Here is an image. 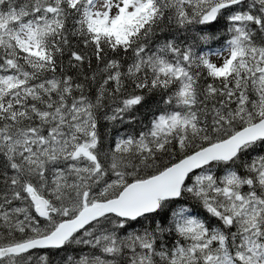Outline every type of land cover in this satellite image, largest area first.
Segmentation results:
<instances>
[{
	"label": "snow or ice",
	"instance_id": "6c2138e0",
	"mask_svg": "<svg viewBox=\"0 0 264 264\" xmlns=\"http://www.w3.org/2000/svg\"><path fill=\"white\" fill-rule=\"evenodd\" d=\"M0 264H264V0H0Z\"/></svg>",
	"mask_w": 264,
	"mask_h": 264
}]
</instances>
